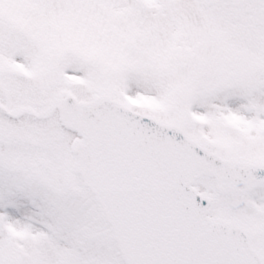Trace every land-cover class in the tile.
Here are the masks:
<instances>
[{
	"label": "snow or ice",
	"instance_id": "6c2138e0",
	"mask_svg": "<svg viewBox=\"0 0 264 264\" xmlns=\"http://www.w3.org/2000/svg\"><path fill=\"white\" fill-rule=\"evenodd\" d=\"M0 264H264V0H0Z\"/></svg>",
	"mask_w": 264,
	"mask_h": 264
}]
</instances>
